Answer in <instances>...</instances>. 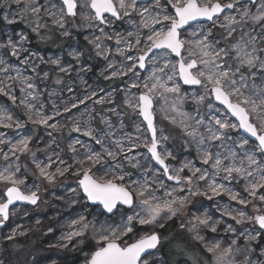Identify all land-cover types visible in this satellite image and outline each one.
<instances>
[{
  "label": "rangeland",
  "instance_id": "374dc122",
  "mask_svg": "<svg viewBox=\"0 0 264 264\" xmlns=\"http://www.w3.org/2000/svg\"><path fill=\"white\" fill-rule=\"evenodd\" d=\"M261 2L262 0H257V3L252 5L250 0H240L237 9H225L218 19L214 18L215 23L202 21L181 30V38L195 41L210 32L209 41L216 48H230L242 37L248 39L249 35L264 36L261 24L251 20L236 25V31L229 39H225L227 29L221 26L227 23L224 16H238L241 7H249L251 12L255 13ZM153 3L154 0H138V4L144 6H151ZM160 3L165 5V0H160ZM59 6V0H32L31 4H26L25 0H21L19 4L15 0H0V44L7 45L11 39L17 45L18 52L17 56H13L10 47H0V60L3 61L0 64V88L4 89L0 92V109L12 116L13 124L19 121L22 125L20 128L0 126V140L3 141L0 143V171L9 165L14 171L18 165L20 171L16 172V176L25 181V184L21 185L22 190L36 191L38 188L39 196L36 205L17 204L10 209L9 219L0 229V262L10 264L8 243L16 241L31 247L22 257V264H86V260L97 247L98 237L95 236L93 225L97 230L101 226L117 227L126 221L127 216L141 212L139 200L135 195L131 208L119 207L111 215L106 214L101 206H92L88 202L78 184L80 177L75 174L79 171L77 162L85 159L90 152H100L103 158L93 169L97 176L111 169L125 174L123 183L131 185L132 188L136 187L133 182H147L148 191L155 190L154 194L162 200L188 198L185 207L176 216H162L155 225L136 223L133 233L122 236L118 241L132 243L144 235L158 233L161 238L158 248L144 258L149 264H215L213 255L206 250V245L210 246L216 242H219L222 248L231 245L237 262L244 260L245 253H236L235 249L247 248L249 264H264V230L247 219L237 223L241 211L246 217L264 214V204L254 202L261 208V212L257 213L252 203L241 205L224 193L209 199L211 192L208 191L206 182L195 178L192 185H178L175 181L167 179L163 169L150 158V153L143 147L144 137L150 136V133L146 131V123L138 114V109L134 110L128 103H136L143 88H133L131 85L134 82L142 85L154 69L163 67L166 62L176 63L181 57L178 58L174 53L164 55L162 50H155V56L149 53L145 68H139L137 63L133 71H128V68L136 63V57L141 54L139 48L143 46L128 49L125 42L131 41L135 45V35L128 37L127 34L136 33V26L140 23L138 15L133 14L131 18L125 17L122 20L113 18L111 25H100L98 21H92L90 26L89 22L83 21L78 15L75 18H65L61 27L56 23L59 18ZM32 7H38L39 13H33ZM156 11L159 10L154 9L153 14ZM164 11L172 10L170 6H165ZM50 13H56V16ZM163 26L164 23L154 25L157 30ZM101 28L104 29L103 32L100 31ZM193 32L197 35H191ZM147 33L148 29H140L142 40ZM117 34L123 38L120 44L116 43ZM21 36L27 39L21 42ZM96 43L100 44V49L95 47ZM257 47L264 48V42L258 39ZM181 55L187 57L188 53L182 50ZM129 56L133 59H128ZM232 62L229 57L227 63ZM62 68L66 71H61ZM252 71L256 74V85H264V74L257 69ZM124 72L127 74L113 75ZM158 74L166 79L165 74H171V69L165 68L164 73ZM176 82L181 84L180 95L184 97L178 108L193 118L188 121L190 124L194 125L201 117L207 124L212 116L236 122L213 96L209 95L201 104L196 102L194 97L204 94L203 86L184 85L178 75ZM29 83L34 85V89L27 87ZM28 92L36 94L37 99L32 100L27 95ZM12 96H15V102L11 99ZM175 99V96L168 95L167 102L161 98L154 101L153 111L158 138L161 133L167 137L161 142L159 150L162 153H172L165 161L169 165L170 173L190 163L194 168H200L202 171L206 169L211 177L215 170L210 164L202 163L196 143L179 125L181 117L172 111L171 105ZM22 100L34 105L32 112L39 110L43 116H51L48 125L33 124L28 119L29 109L26 104L21 103ZM208 103L213 104L211 110L207 106ZM72 104L77 107L72 108ZM66 107L71 110L66 112ZM166 116L168 118H165ZM172 117L176 118V123L172 122ZM77 122L81 132L73 130ZM53 124L57 127L52 128L50 125ZM88 128L93 130L97 138L103 135V147L83 134V130ZM199 131L207 135L204 125L200 126ZM137 136H140L139 140L136 139ZM24 137H31V151L13 155L12 145ZM242 139L249 141L243 149L239 147ZM116 140L121 141L125 150L133 144L137 146L131 152L125 151L117 155L116 160H113L104 155V148L119 153L114 143ZM77 141L80 143H76ZM256 144L257 142L241 129H235L227 130L222 141L206 140L202 147H207L213 153L219 152L221 156H228L229 150L235 151V162L239 166L245 152L255 154L257 160L264 161V155L256 150ZM70 146H74L77 151L73 152ZM5 154L8 156L7 160ZM34 160L42 165L51 163L49 172L54 173L57 168L65 167H69V171L63 176L57 175L53 182H49L40 177ZM181 175L189 176L191 172L185 168ZM225 175L223 172L216 174V182L225 184L241 197L251 200L244 190L248 180H224ZM254 178L258 179L259 173H256ZM251 179L253 178H249ZM161 183L163 187H160ZM8 186L10 185L0 182V194ZM173 188L176 191L172 193V197H167L165 192ZM195 191L207 192V195H192L191 192ZM260 191L264 192V189ZM0 198H3L2 195ZM80 217L85 218L84 222L89 224L88 229L83 235L68 239L70 233L79 231L82 227L81 224L72 223ZM197 217L208 218V225H200ZM161 223L163 227L159 226ZM193 225L196 226L194 229ZM213 227L215 231H212ZM196 235L203 239H194ZM8 236H13V239H7ZM250 236H255L256 239H249ZM233 240L236 241L235 244H232Z\"/></svg>",
  "mask_w": 264,
  "mask_h": 264
},
{
  "label": "snow or ice",
  "instance_id": "6c2138e0",
  "mask_svg": "<svg viewBox=\"0 0 264 264\" xmlns=\"http://www.w3.org/2000/svg\"><path fill=\"white\" fill-rule=\"evenodd\" d=\"M15 2L19 4L21 0H15ZM25 3L31 4L32 0H25ZM250 3L255 5L257 0H250ZM239 4L240 0H165V5H161L160 0H154L151 6L140 5L138 4V0H60L58 8L59 18L56 20V23L63 27L65 18H75L79 15L83 21L89 22V26L92 21H98L100 25H111L113 18L115 20H122L125 17L131 18L133 14L138 15L140 23L136 26V33L128 32L127 34L128 37L135 35V45L131 41L125 42L128 49H132L134 46H143L139 48L141 54L136 57V63H133L128 68V71H133L137 63L139 68H145V61L149 58V53H153L155 56L154 50H162L164 55L174 53L177 57H181L176 63L166 62L163 67L154 69L150 76L143 81L142 85L135 82L131 85L133 88H140L141 86L143 88L136 103L128 102L129 106L134 110L138 109V114L146 122V131L150 133V136L144 137L143 147L150 153V158L162 166L163 174L168 180L175 181L178 185L183 183L192 185L194 178L199 181H205L208 191L211 192V195L208 196L209 199L212 196L224 193L231 200L237 201L241 205L247 206L249 203H252L254 211L260 213L261 208L254 202L259 201L260 204H264V192L260 191L264 189V161L257 160L255 154L245 152L238 166L235 162L237 157L235 151L229 150L228 156H221L219 152L213 153L207 147L202 146L206 140L208 142L222 141L227 130L242 129L250 137L255 138L258 142L256 150L264 155V85H256V74L252 71L253 69H257L264 74V55H262L264 48L257 47V40L259 39L261 42H264V36L249 35L248 39L242 37L241 40L232 44L230 48H216L209 41L210 32L208 35H203L201 39L195 41L181 38V30H186V26H190L191 22L205 19L215 23L214 18L218 19L225 9H237ZM165 6H170L172 11L165 12ZM53 7L55 8L56 5L54 4ZM84 9L90 11L85 12ZM154 9H158L159 11L153 14ZM31 11L39 13L40 9L32 7ZM50 14L56 16V13ZM224 20L227 23L221 26L227 29L225 39H229L236 31V25L246 23L248 20L261 24L262 31H264V0L259 4L255 13L251 12L249 7H241L238 16L226 15L224 16ZM161 23H164V26L157 30L154 25ZM142 28L148 29V33L143 40L139 35V31ZM100 31L103 32L104 29L101 28ZM191 35H197V33L193 32ZM107 38L112 39L111 36H107ZM26 39L24 36L20 37L21 42ZM97 40H99V37ZM122 40L123 38L117 34L116 43L120 44ZM0 47H10L12 49L11 54L13 56L18 55L17 45L11 39L7 45L0 44ZM95 47L100 49L101 46L99 43H96ZM182 50L187 51V57L181 55ZM97 54L99 55L100 53L98 52ZM229 57H231L232 63H227ZM128 59L131 60L133 58L129 56ZM2 63L3 61L0 60V64ZM53 63L58 64L59 62L53 61ZM169 67L171 74H165L167 78L163 79L158 73H164L165 68ZM61 71H66V69L62 68ZM118 74L126 75L127 72L113 73V75ZM177 75L184 85L203 86L205 90L204 94L194 97L198 104L203 103L211 95L224 106L226 112L230 113L236 122L212 116L207 124H205L203 117L196 120L194 125L190 124L188 121L193 118L178 108V105L183 102L184 97L180 95L181 84L176 82ZM27 87L34 89V85L31 83ZM3 91L4 89L0 88V92ZM27 95L32 100L37 99V95L33 92H28ZM168 95L176 97L171 105L172 111L181 117L179 125L185 130L187 136L196 143L202 163L205 165L210 164V167L215 170L211 177H209L206 169L202 171L200 168H194L190 163H186L173 173H170L169 165L165 161L172 156V153H162L159 150L161 142L166 140L167 137L161 133L158 138L153 111L154 101L157 98H161L167 102ZM11 99L15 102L16 98L12 96ZM21 103L26 104V107L29 109L28 119L33 124L48 125V121L52 119L51 116H43L39 110L32 112L34 105L28 103L26 100H22ZM207 106L209 110L213 108L212 103H208ZM71 107L75 108L77 105L72 104ZM64 110L67 112L71 109L66 107ZM165 118L168 117L166 116ZM12 121V116L0 109V126L5 128H12L13 126L16 128L22 127L19 121H16L15 124ZM172 122H177L175 117H172ZM201 125L205 126L207 135L199 131ZM50 126L52 128L57 127L55 124ZM73 130L76 132L82 131L78 122L74 124ZM137 132H140L139 125L137 126ZM83 134L91 137L97 144L103 147V135L97 138L91 128L84 129ZM136 139L139 140L140 136H137ZM30 140L31 137H24L13 144V155L30 152ZM0 143H3V141L0 140ZM76 143L80 142L77 141ZM114 143L119 149V153L113 152L106 147L104 148V155L113 160H116L117 155L125 151L131 152L137 146L133 144L132 147L125 150L121 141L116 140ZM248 143L247 139H242L239 142V147L243 149ZM70 148L73 152L77 151L74 146H70ZM102 158L100 152H90L86 155L85 159L77 162L79 171L75 174L80 177L78 184L87 199L92 202H99L107 212L111 213L118 204L127 205L131 208L134 204L135 195L139 200L141 212L127 216L126 221L117 227L101 226L97 230L93 225L95 236L98 237L96 240L97 247L91 253L90 258L86 260V264H149V261L144 259V254L150 249H155L160 243V238L155 232L144 235L132 243H119L118 241L122 236L133 233L136 223L140 225H155L162 216H166L167 218L176 216L185 207L188 198L162 200L154 194L155 190L152 192L148 191L147 182L142 184L133 182L136 184V187L132 188L131 185L123 183L125 181V174L114 172L111 169L97 176L93 172V169L100 163ZM5 159H8L7 154H5ZM17 159H19L18 156ZM49 160L51 161V158ZM225 161H229V163H225ZM245 161L247 162L246 167ZM34 163H36L40 177L49 182H53L57 175L63 176L65 172L69 171V167H65L63 169L57 168L56 172L53 173L48 171L51 163L42 165L35 160ZM116 167L118 168L119 164ZM185 168L189 169L191 175H181ZM19 171L18 165L14 171L11 170V165L0 171V182L10 185L0 194L3 197L0 198V225L9 219L10 206L16 202H27L36 205L39 200L38 188L36 191L30 189L22 190L21 185H24L25 181L16 176V172ZM220 172L226 174L224 180L230 181L233 178L248 180L244 190L251 200L241 197L239 193L233 192L225 184L217 183L215 176ZM256 173H259L258 179L254 178ZM249 178L253 179L249 180ZM160 187H163L162 183ZM180 190L182 191L183 189L181 188ZM174 191H176L175 188L171 191H166L165 195L172 197ZM191 194L207 195V192L201 193L195 191L191 192ZM227 214L231 215V213ZM238 215L240 219H237V223H241L247 219L258 225L259 229L264 230V214L246 217V214L241 211ZM233 218L236 219V217ZM196 219L200 225H208V218L197 217ZM84 221L85 218L80 217L78 221L72 222L73 224H81L82 227L79 231L70 233L67 237L68 239H71L72 236L83 235L84 231L89 227V224ZM159 226L163 227V224L161 223ZM195 227L193 225V229ZM193 229H190V231ZM212 231H215V227L212 228ZM7 239H13V236H8ZM194 239L202 240L203 237L196 235ZM249 239L254 240L256 237L250 236ZM235 243L236 241L233 240L232 244ZM206 250L213 255L215 264H249L246 255L247 248L235 249L236 253H245V258L242 262L235 260L233 255L234 249L231 245L227 248H222L221 244L216 242L210 246L206 245Z\"/></svg>",
  "mask_w": 264,
  "mask_h": 264
},
{
  "label": "trees",
  "instance_id": "16d2710c",
  "mask_svg": "<svg viewBox=\"0 0 264 264\" xmlns=\"http://www.w3.org/2000/svg\"><path fill=\"white\" fill-rule=\"evenodd\" d=\"M89 55L91 56V53ZM175 238L177 237L175 236ZM8 247L10 252L9 253L10 264H22L21 263L22 257L26 254V252L31 250L30 246L16 241L9 242Z\"/></svg>",
  "mask_w": 264,
  "mask_h": 264
},
{
  "label": "water",
  "instance_id": "95a60500",
  "mask_svg": "<svg viewBox=\"0 0 264 264\" xmlns=\"http://www.w3.org/2000/svg\"><path fill=\"white\" fill-rule=\"evenodd\" d=\"M59 1H60V0H59ZM202 21H207V20H205V19H201V20H199V21H193V22H191V24L199 23V22H202ZM187 27H188V26H186V28H187ZM154 51H155V50H154ZM178 58H180V57H178ZM190 86H193V85H190ZM195 86H198V85H195ZM145 123H146V122H145ZM154 123H155V116H154ZM241 130H242V129H241ZM242 132L250 137V135H249L248 133L244 132L243 130H242ZM250 138H251L253 141H256L255 138H252V137H250ZM256 142H257V141H256ZM257 143H258V142H257ZM155 163H156V162H155ZM156 164H157V163H156ZM157 165H158L161 169H163L161 165H159V164H157ZM82 192H83V191H82ZM83 194H84V193H83ZM84 196L86 197L85 194H84ZM86 198H87V197H86ZM87 200H88V199H87ZM88 202H89L92 206H101V207L103 208L104 212H105L106 214H109V215L114 214V213L116 212V210H117L119 207L130 208V207L127 206V205L118 204L117 207L113 210V212L109 213V212H107L106 209H104L103 205L100 204L99 202H92V201H90V200H88ZM17 204H24V205H25V204H28V205H32V204H29V203H27V202H16L14 205L10 206V209H11L13 206L17 205ZM4 225H5V223L2 224V225H0V229H1L2 227H4ZM156 234H157V235L159 236V238H160V235H159L158 233H156ZM160 242H161V238H160ZM159 244H160V243H159ZM159 244L157 245V247H156L155 249H150V250H148V252L144 254V258H145L147 255H149L150 253L154 252V251L158 248Z\"/></svg>",
  "mask_w": 264,
  "mask_h": 264
}]
</instances>
